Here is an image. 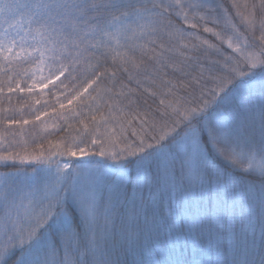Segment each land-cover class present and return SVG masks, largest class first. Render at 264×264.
<instances>
[{
    "label": "snow or ice",
    "instance_id": "1",
    "mask_svg": "<svg viewBox=\"0 0 264 264\" xmlns=\"http://www.w3.org/2000/svg\"><path fill=\"white\" fill-rule=\"evenodd\" d=\"M5 87L79 126L0 136V264H264V0H0Z\"/></svg>",
    "mask_w": 264,
    "mask_h": 264
},
{
    "label": "trees",
    "instance_id": "2",
    "mask_svg": "<svg viewBox=\"0 0 264 264\" xmlns=\"http://www.w3.org/2000/svg\"><path fill=\"white\" fill-rule=\"evenodd\" d=\"M227 3V0H225ZM243 2V0H241ZM230 7V5H229ZM238 24L240 31L244 32V26L240 24L239 21H236ZM203 37H206L210 40H212L213 43H218L215 41L214 37L209 36L206 33H203L201 30L200 33ZM256 35H259V31L256 32ZM226 53H231V49H227L226 45L223 46ZM189 55H192L193 57H197L196 53H189ZM198 58L203 61L205 64L207 63V59H217L216 56H207L204 53L199 54ZM182 59V57H177V60ZM171 71V70H169ZM188 71H191L193 75H197L200 71L198 67L195 65V61H193V68L188 69ZM169 78H172L171 75ZM147 86V85H145ZM130 87L135 88L136 85L133 83L130 85ZM64 91L63 89H59L55 91V94L60 95V93ZM55 94L50 92L49 90L47 91V95L45 98H51ZM139 95V93H138ZM9 96H11V99H9ZM62 97V96H61ZM34 98H39L40 99V104H35ZM147 100V105L144 104V101ZM65 104H67V101H63ZM140 103L142 107H147V106H155L153 104V101L150 97L147 96V93H144L141 98H140ZM15 108V109H22L23 112L25 113L23 119H29L30 123L28 124H23L22 120L20 124H6V123H0V136H4L8 140L15 139L17 141H20L21 139L28 141L30 144V151L35 150L39 151L38 148H36L37 144H42L44 146V149L47 150L49 145L48 141L51 140L53 143L56 141L60 140L61 138L67 137L70 134L74 135L75 134V128L78 127V121H74L72 119V114L68 111V108L71 106L66 107L64 110H60L58 107V102L52 101L49 104H45L44 99L42 96L34 97L33 95L29 93H12L9 94L7 92V88L5 87L4 94L3 96H0V108ZM52 107H56L57 113L63 111L65 115L69 117L68 124L72 125V128L69 129L68 132L64 131H59L56 128L52 127L53 124H59L64 128L68 127V124H65L63 120H60L56 113L52 112ZM30 108H36L39 109L40 111H45L47 110L48 115L41 117V121H36L34 120L33 117L28 116V112ZM3 113H0V116H3ZM8 116L14 115L13 112H8ZM16 118L20 119L19 114L16 113ZM119 131V129H117ZM12 133H16L15 136L12 135ZM35 141V143H32ZM38 166V165H37ZM14 172L15 169H10V168H4L0 166V178L3 177V174L5 172ZM28 171H31V167L28 168ZM207 204V200L205 201ZM257 236H259V230L257 229ZM11 264V261L9 262Z\"/></svg>",
    "mask_w": 264,
    "mask_h": 264
},
{
    "label": "rangeland",
    "instance_id": "3",
    "mask_svg": "<svg viewBox=\"0 0 264 264\" xmlns=\"http://www.w3.org/2000/svg\"><path fill=\"white\" fill-rule=\"evenodd\" d=\"M49 88H51V86H49ZM49 89H44L43 90V92L45 93V95H43L42 96V98L44 99V101H47V104H49L50 102H52V101H56V102H63V101H66V100H64V98L63 97H61V95H58V94H55L53 97H51V98H45V96L47 95V91H48ZM63 92V91H62ZM31 95H33L34 97H38V96H41V93H40V91H36L34 94H31ZM37 167H39V166H37Z\"/></svg>",
    "mask_w": 264,
    "mask_h": 264
}]
</instances>
